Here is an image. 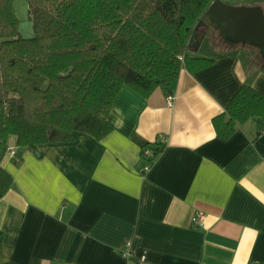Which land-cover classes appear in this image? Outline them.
<instances>
[{
	"label": "crops",
	"instance_id": "obj_1",
	"mask_svg": "<svg viewBox=\"0 0 264 264\" xmlns=\"http://www.w3.org/2000/svg\"><path fill=\"white\" fill-rule=\"evenodd\" d=\"M236 2L264 10V0ZM209 29L203 19L187 53L199 55ZM245 78L230 55L181 69L148 97L125 85L102 139L73 132L71 141L3 156L13 183L0 198V264H264V119L226 141L211 123ZM252 86L264 94L263 70ZM157 141L163 149L143 172L141 149Z\"/></svg>",
	"mask_w": 264,
	"mask_h": 264
},
{
	"label": "trees",
	"instance_id": "obj_2",
	"mask_svg": "<svg viewBox=\"0 0 264 264\" xmlns=\"http://www.w3.org/2000/svg\"><path fill=\"white\" fill-rule=\"evenodd\" d=\"M27 1L34 35L24 40L12 0H0V198L13 183L1 165L10 138L15 147L33 151L71 141L73 132L100 140L113 129L108 113L125 85L148 97L157 87L169 88L183 68L194 73L216 58L237 56L246 78L211 119L215 135L226 141L238 125L264 119V94L252 86L264 71V56L254 46L225 40L206 15L213 0ZM203 19L218 30L226 51L214 52L216 34L209 29L199 55L187 53ZM145 147L151 155L141 158L150 163L163 144ZM2 243L0 232V249Z\"/></svg>",
	"mask_w": 264,
	"mask_h": 264
},
{
	"label": "water",
	"instance_id": "obj_3",
	"mask_svg": "<svg viewBox=\"0 0 264 264\" xmlns=\"http://www.w3.org/2000/svg\"><path fill=\"white\" fill-rule=\"evenodd\" d=\"M19 23L17 33L28 40L34 35L33 21L29 19L31 5L27 0H12ZM206 15L219 27L226 41L232 44H249L264 56V12L259 5H232L223 0H213ZM197 40L194 31L188 40L190 46Z\"/></svg>",
	"mask_w": 264,
	"mask_h": 264
},
{
	"label": "built area",
	"instance_id": "obj_4",
	"mask_svg": "<svg viewBox=\"0 0 264 264\" xmlns=\"http://www.w3.org/2000/svg\"><path fill=\"white\" fill-rule=\"evenodd\" d=\"M180 58H182V56H180ZM172 100L173 97L171 94H167L166 98H165V102L168 106L172 105ZM163 140V139H161ZM141 153L143 156H150L151 155V151L148 147L143 146L141 149ZM16 147L15 146H8L4 156H9V157H16ZM145 162V161H144ZM150 167V163L145 162L144 165L142 166V171L146 172L148 171ZM203 218H204V213L201 211H196L193 218H192V225L194 226H202L203 224ZM129 242H125V244L122 247V253L126 256V257H131V253L129 251ZM140 264H144L143 261H139Z\"/></svg>",
	"mask_w": 264,
	"mask_h": 264
},
{
	"label": "rangeland",
	"instance_id": "obj_5",
	"mask_svg": "<svg viewBox=\"0 0 264 264\" xmlns=\"http://www.w3.org/2000/svg\"><path fill=\"white\" fill-rule=\"evenodd\" d=\"M224 2H226V3H229V4H237V0H223ZM206 20H209L208 18H206ZM209 22V21H208ZM210 23V22H209ZM213 30V29H212ZM211 30V31H212ZM214 31V33L216 34L215 36H216V38L214 39V48H215V50H214V52H216V53H220V52H222L223 50H225L226 48V44H225V42L222 40V38L219 36V34H218V30L217 29H214L213 30Z\"/></svg>",
	"mask_w": 264,
	"mask_h": 264
}]
</instances>
